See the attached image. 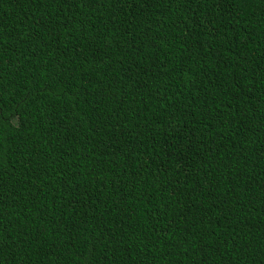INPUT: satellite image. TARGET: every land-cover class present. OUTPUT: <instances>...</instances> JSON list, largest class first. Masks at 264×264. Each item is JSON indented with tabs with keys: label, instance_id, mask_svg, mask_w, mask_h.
<instances>
[{
	"label": "trees",
	"instance_id": "16d2710c",
	"mask_svg": "<svg viewBox=\"0 0 264 264\" xmlns=\"http://www.w3.org/2000/svg\"><path fill=\"white\" fill-rule=\"evenodd\" d=\"M0 264H264V0H0Z\"/></svg>",
	"mask_w": 264,
	"mask_h": 264
}]
</instances>
